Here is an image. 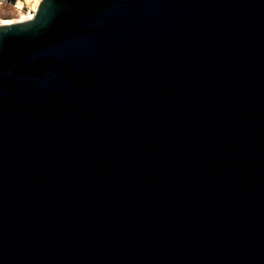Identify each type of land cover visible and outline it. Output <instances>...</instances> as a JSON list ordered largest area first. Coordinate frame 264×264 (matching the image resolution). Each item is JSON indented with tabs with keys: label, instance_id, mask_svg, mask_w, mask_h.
Masks as SVG:
<instances>
[{
	"label": "water",
	"instance_id": "1",
	"mask_svg": "<svg viewBox=\"0 0 264 264\" xmlns=\"http://www.w3.org/2000/svg\"><path fill=\"white\" fill-rule=\"evenodd\" d=\"M0 264H264V0L0 25Z\"/></svg>",
	"mask_w": 264,
	"mask_h": 264
},
{
	"label": "rangeland",
	"instance_id": "2",
	"mask_svg": "<svg viewBox=\"0 0 264 264\" xmlns=\"http://www.w3.org/2000/svg\"><path fill=\"white\" fill-rule=\"evenodd\" d=\"M15 1L0 0V25L6 20L14 23L27 20L29 13L33 12L36 6L38 8V2L41 0H22L24 2L22 9L16 7Z\"/></svg>",
	"mask_w": 264,
	"mask_h": 264
},
{
	"label": "bare ground",
	"instance_id": "3",
	"mask_svg": "<svg viewBox=\"0 0 264 264\" xmlns=\"http://www.w3.org/2000/svg\"><path fill=\"white\" fill-rule=\"evenodd\" d=\"M25 1H29V0H25ZM40 2H38V6H39ZM15 3H16V7L19 8V9H22L23 6H24V2L22 0H16ZM37 9L38 8L36 6V8L34 9V11L29 13L27 20H30V19L34 18ZM12 23H14V22L9 21V20H6V21H3L2 25H9V24H12Z\"/></svg>",
	"mask_w": 264,
	"mask_h": 264
}]
</instances>
